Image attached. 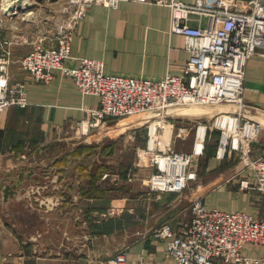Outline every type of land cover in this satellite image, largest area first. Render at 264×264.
<instances>
[{
    "label": "crops",
    "instance_id": "1",
    "mask_svg": "<svg viewBox=\"0 0 264 264\" xmlns=\"http://www.w3.org/2000/svg\"><path fill=\"white\" fill-rule=\"evenodd\" d=\"M200 23L204 19L200 22L196 16L188 21L190 26ZM169 28L170 11L165 6L92 5L75 27L71 58L64 67H76L78 58H87L101 61L109 74L154 80L180 75L189 53L184 38ZM17 80L27 81L28 104L0 111V172L20 164L36 166L41 192L31 199H10L8 204L0 198V264H113L121 252L130 262L174 264L166 240L155 230L168 223L174 233L182 231L195 195L202 196L207 207L244 212L264 223V194L241 187V181H251V176L237 155L223 162L215 159L218 131L208 133L203 154L193 158L190 171L195 179L182 192L151 190L148 180L154 169L136 161L137 152L147 145V131L143 134L140 126L112 119L95 127L85 124L99 99L83 95L60 70L47 84L32 82L21 72ZM243 87L247 117L262 126L252 144L255 157L264 149L263 49L248 60ZM218 112L198 114L196 121L172 120V146L185 142L191 153L193 123L209 121ZM36 197L45 198L46 205L39 206ZM260 252L252 244L243 249L247 256Z\"/></svg>",
    "mask_w": 264,
    "mask_h": 264
},
{
    "label": "built area",
    "instance_id": "2",
    "mask_svg": "<svg viewBox=\"0 0 264 264\" xmlns=\"http://www.w3.org/2000/svg\"><path fill=\"white\" fill-rule=\"evenodd\" d=\"M16 2L12 5L15 6ZM68 2L72 12L68 22L57 30L54 42L44 47L34 46L17 61L30 81L47 84L60 70L72 78L83 95L98 97V106L89 110L91 120L84 121L90 127L106 118L153 115L146 122L147 145L137 152L138 166L141 165L139 160H143L154 169L148 180L151 190L182 192L188 181L195 179V172L190 171L193 158L203 154L208 133L218 131L215 159L223 162L231 154H236L251 176V181H241V187H252L264 194V149L258 156H252V144L261 136L262 126L247 117L243 87L248 60L257 50H264V3L259 0ZM120 2L158 4L169 9V32L184 38V49L189 53L180 75L166 74L154 80L109 74L104 72L101 61L87 58H78L76 67H64V61L71 58L73 30L87 9L96 4L116 8ZM3 3L0 0V27L6 25L5 18L12 17V13L2 10ZM192 16L200 22L204 19V23L190 26L188 21ZM6 45L0 42V111L13 106L25 108L28 104L27 81L10 80L7 66L11 52L9 47L5 51ZM219 105L231 108L196 125L193 151L189 154L173 152L169 127L171 116L187 106ZM82 127L83 122H80L79 128ZM167 129L169 136L165 139ZM198 142L201 148L196 150ZM156 179L166 180V183L156 185ZM189 209L190 220L179 233H174L168 223L155 230L159 238L166 240V251L174 264H218L219 261L225 264H264L263 222L244 212L207 207L200 195L192 197ZM247 244L259 246L260 254L244 255ZM112 263L145 264L128 261L123 252L114 256Z\"/></svg>",
    "mask_w": 264,
    "mask_h": 264
},
{
    "label": "rangeland",
    "instance_id": "3",
    "mask_svg": "<svg viewBox=\"0 0 264 264\" xmlns=\"http://www.w3.org/2000/svg\"><path fill=\"white\" fill-rule=\"evenodd\" d=\"M26 2L27 3L24 6V11L19 12L16 16L11 17L10 19L5 18L6 20L4 22H6V25L0 27V42L2 45L7 44L4 47L5 51L10 48L11 52L7 71L9 72L10 80L12 81L17 80L19 72L22 73L17 61L24 55L31 52L34 46L40 45L41 47H44L52 44L54 42L53 40L56 36L57 30L60 26H63L68 22L69 14L72 12L68 4V0H26ZM3 42H6V44ZM229 108H231V106L228 105H219L212 107L187 106L180 110L183 115H173L171 116V119L178 120L177 117H179L184 118L185 120L190 118L196 121V118L194 116L198 114H205L204 112L214 113L215 110H219V112L227 111L230 110ZM152 117L153 115L151 116L146 114L141 116L106 119H112L118 122H125L128 123L130 126L134 127L140 126V129H142V133L145 134L147 131L146 122H148V120H150V118ZM193 125H195L196 127L197 124L193 123ZM70 138L72 139L77 137L75 135H70ZM147 140L148 136L146 138V141ZM190 145L189 147H192V145ZM189 150L190 148H188V150L186 149L185 142H181L179 144L176 143L175 148L173 147V152L177 153H189ZM192 151L193 149L191 150V152ZM136 161L138 162V158L136 159ZM139 161L142 166L147 167L146 163L143 162V160ZM193 167L194 166H191L190 169H193Z\"/></svg>",
    "mask_w": 264,
    "mask_h": 264
},
{
    "label": "water",
    "instance_id": "4",
    "mask_svg": "<svg viewBox=\"0 0 264 264\" xmlns=\"http://www.w3.org/2000/svg\"><path fill=\"white\" fill-rule=\"evenodd\" d=\"M24 10L22 0H18L14 7L9 6L8 8L12 17ZM36 169V166L20 164L0 172V198L4 204L10 203V199H31L32 196L40 195V187L37 184L38 181L36 182V180H40V177ZM35 201L39 206H44L47 203L45 198L40 197H36Z\"/></svg>",
    "mask_w": 264,
    "mask_h": 264
},
{
    "label": "bare ground",
    "instance_id": "5",
    "mask_svg": "<svg viewBox=\"0 0 264 264\" xmlns=\"http://www.w3.org/2000/svg\"><path fill=\"white\" fill-rule=\"evenodd\" d=\"M14 1H18V0H13L12 2H11V0L10 1H4V3L2 4V10H5V12L7 13L9 6L14 7L12 5ZM26 3H27L26 0H22V5L23 6H25ZM175 113L176 114H182V112H180V110L176 111ZM168 136H169V129H167L165 131V134H164L163 138L168 139ZM200 148H201V145H200V142H198L197 145H196V150H199ZM161 164H162V162H161ZM165 183H166V180H160V179H156L155 180V184L156 185H162V184H165Z\"/></svg>",
    "mask_w": 264,
    "mask_h": 264
}]
</instances>
